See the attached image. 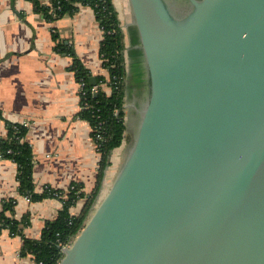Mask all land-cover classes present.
Segmentation results:
<instances>
[{
    "label": "water",
    "instance_id": "obj_1",
    "mask_svg": "<svg viewBox=\"0 0 264 264\" xmlns=\"http://www.w3.org/2000/svg\"><path fill=\"white\" fill-rule=\"evenodd\" d=\"M129 3L134 139L57 264H264V0Z\"/></svg>",
    "mask_w": 264,
    "mask_h": 264
},
{
    "label": "crops",
    "instance_id": "obj_2",
    "mask_svg": "<svg viewBox=\"0 0 264 264\" xmlns=\"http://www.w3.org/2000/svg\"><path fill=\"white\" fill-rule=\"evenodd\" d=\"M55 31L58 38L53 35ZM102 37L103 30L91 6H81L77 12L50 22L34 9L31 0H0V137L7 133V121L28 125L26 138L34 153L37 191L45 185L68 190L73 182H81L84 190L91 192L97 183L100 153L90 123L77 116L81 108L80 83L70 68L72 58L60 52L57 44L65 41L73 45L81 62L94 75L105 74L99 51ZM124 39L128 130L127 99L134 91L141 104L144 89L138 87L143 74L137 59L138 46L134 45L132 55L129 52L127 57L125 32ZM113 164L106 170L99 200L110 186L107 177ZM10 198L17 200L14 212L6 210L5 214L18 220L27 216L29 223L22 231L28 238H40L46 223L57 218L63 208V202L56 197L30 200L21 195L16 162L0 157V211ZM85 202V198L79 199L71 212L78 214ZM23 244L22 235L0 227V264H35L29 255L21 254Z\"/></svg>",
    "mask_w": 264,
    "mask_h": 264
},
{
    "label": "trees",
    "instance_id": "obj_3",
    "mask_svg": "<svg viewBox=\"0 0 264 264\" xmlns=\"http://www.w3.org/2000/svg\"><path fill=\"white\" fill-rule=\"evenodd\" d=\"M34 9L44 14L50 22L56 21L65 14L77 12L81 6H91L103 30L100 41V56L106 68L105 74L94 75L79 59L73 45L61 41L57 49L72 58L70 65L77 81L83 80L79 88L81 108L78 117L87 120L91 125V134L99 143L100 160L98 178L91 192L84 190L81 182H73L68 190L56 189L45 185L42 191L36 190L34 182V153L32 145L26 138L28 125L22 122H6L7 133L0 137V157L9 158L17 164L18 191L31 200L57 197L63 201V208L54 220L46 223L40 238H28L23 235V226L29 223L27 216L18 220L13 215L5 214L6 210L14 212L16 199L10 198L3 203L0 211L1 225L14 234L24 238L22 255H29L35 264H57L62 257L61 242H71L84 227L100 195L103 180L108 166L112 164V152L128 140L125 122L126 77L124 31L121 26L119 11L114 0H31ZM58 38L56 31L53 32ZM96 82H91V76ZM95 87V89H93ZM100 134L101 138H97ZM85 198L86 202L78 214L71 212L76 202Z\"/></svg>",
    "mask_w": 264,
    "mask_h": 264
},
{
    "label": "rangeland",
    "instance_id": "obj_4",
    "mask_svg": "<svg viewBox=\"0 0 264 264\" xmlns=\"http://www.w3.org/2000/svg\"><path fill=\"white\" fill-rule=\"evenodd\" d=\"M115 2L117 4L116 8L120 12L119 15H120L121 21H122L121 25H123L124 32L127 35V42H128L129 48L126 50V52H127V57H128L129 52H130V55H132L131 50H132L134 45H137L139 47V43L136 40L137 29H136V26L134 24L132 10H131L129 0H114V3ZM175 4H176V1H175ZM176 5L179 6L178 3ZM138 100H139V96L138 95L136 96L135 92L132 91L130 97L127 99L128 107L126 109L127 114H128L127 122H128L129 128L127 130V134H128L129 139L126 140V142H124V144L121 147L114 150L115 153H114V157L112 158L113 159L112 162L114 164L112 165L111 170L109 172V177H107L108 184L109 183L111 184L114 177L116 176V174H117L120 166L122 165L124 158L128 152V148L134 139L135 128H136V124H137V120H138V110L140 107ZM99 197H100V195H99ZM99 197H98V200H99ZM96 205H97V203H96Z\"/></svg>",
    "mask_w": 264,
    "mask_h": 264
},
{
    "label": "built area",
    "instance_id": "obj_5",
    "mask_svg": "<svg viewBox=\"0 0 264 264\" xmlns=\"http://www.w3.org/2000/svg\"><path fill=\"white\" fill-rule=\"evenodd\" d=\"M79 83H80V87L83 86V84H84V83H83V80H82V81H79ZM93 89H95V87H94ZM97 138H101V135L98 134V135H97ZM95 142H96V141H95ZM98 147H99V143L96 142V148L98 149ZM25 197L28 198V199H30L28 196H25ZM72 241H73V240H72ZM72 241H71V242H64V243L61 242V243H60L61 251L63 252V251H64V248L67 247V246H69V245L72 243Z\"/></svg>",
    "mask_w": 264,
    "mask_h": 264
},
{
    "label": "flooded vegetation",
    "instance_id": "obj_6",
    "mask_svg": "<svg viewBox=\"0 0 264 264\" xmlns=\"http://www.w3.org/2000/svg\"><path fill=\"white\" fill-rule=\"evenodd\" d=\"M139 61V59H138ZM146 83H147V76H146V72L143 70V74H142V77L140 79H138V87H139V90H145V88H143V86L146 87ZM142 95V94H141Z\"/></svg>",
    "mask_w": 264,
    "mask_h": 264
}]
</instances>
